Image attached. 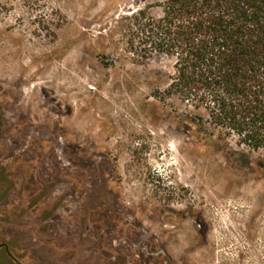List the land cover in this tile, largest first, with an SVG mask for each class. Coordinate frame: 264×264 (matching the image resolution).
I'll use <instances>...</instances> for the list:
<instances>
[{"label": "rangeland", "instance_id": "rangeland-1", "mask_svg": "<svg viewBox=\"0 0 264 264\" xmlns=\"http://www.w3.org/2000/svg\"><path fill=\"white\" fill-rule=\"evenodd\" d=\"M152 1L0 0V264H264V150L161 99Z\"/></svg>", "mask_w": 264, "mask_h": 264}, {"label": "trees", "instance_id": "trees-1", "mask_svg": "<svg viewBox=\"0 0 264 264\" xmlns=\"http://www.w3.org/2000/svg\"><path fill=\"white\" fill-rule=\"evenodd\" d=\"M123 25L144 54L173 59L160 97L203 109L188 116L203 140L235 134L249 149L264 150V0H153Z\"/></svg>", "mask_w": 264, "mask_h": 264}, {"label": "bare ground", "instance_id": "bare-ground-1", "mask_svg": "<svg viewBox=\"0 0 264 264\" xmlns=\"http://www.w3.org/2000/svg\"><path fill=\"white\" fill-rule=\"evenodd\" d=\"M111 105H112V103H111Z\"/></svg>", "mask_w": 264, "mask_h": 264}]
</instances>
